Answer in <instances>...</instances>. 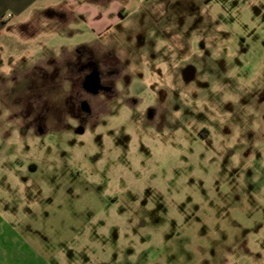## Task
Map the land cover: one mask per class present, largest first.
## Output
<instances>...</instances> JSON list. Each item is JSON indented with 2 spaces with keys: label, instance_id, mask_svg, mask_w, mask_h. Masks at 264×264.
Instances as JSON below:
<instances>
[{
  "label": "rangeland",
  "instance_id": "rangeland-1",
  "mask_svg": "<svg viewBox=\"0 0 264 264\" xmlns=\"http://www.w3.org/2000/svg\"><path fill=\"white\" fill-rule=\"evenodd\" d=\"M134 6L3 39L0 264H264V0Z\"/></svg>",
  "mask_w": 264,
  "mask_h": 264
},
{
  "label": "crops",
  "instance_id": "crops-1",
  "mask_svg": "<svg viewBox=\"0 0 264 264\" xmlns=\"http://www.w3.org/2000/svg\"><path fill=\"white\" fill-rule=\"evenodd\" d=\"M136 1L139 0H0V49L3 39L12 35L10 27H17L27 40L37 34L48 35L53 16L57 15L60 18L55 21L60 24L77 23L81 17L88 37L97 39L127 20Z\"/></svg>",
  "mask_w": 264,
  "mask_h": 264
},
{
  "label": "flooded vegetation",
  "instance_id": "flooded-vegetation-1",
  "mask_svg": "<svg viewBox=\"0 0 264 264\" xmlns=\"http://www.w3.org/2000/svg\"><path fill=\"white\" fill-rule=\"evenodd\" d=\"M103 82H104V84H106V79H104ZM106 86H109V85H106ZM108 94H109V93L107 92V93L105 94V96H107ZM82 101H83V100H82ZM84 101H85V100H84ZM85 103H86V105L88 104L87 101H85ZM86 107H87V106H86Z\"/></svg>",
  "mask_w": 264,
  "mask_h": 264
}]
</instances>
